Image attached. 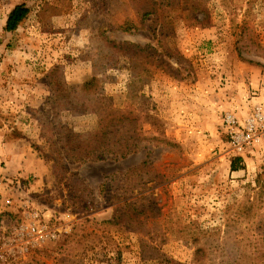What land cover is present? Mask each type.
I'll return each instance as SVG.
<instances>
[{
  "label": "rangeland",
  "instance_id": "rangeland-1",
  "mask_svg": "<svg viewBox=\"0 0 264 264\" xmlns=\"http://www.w3.org/2000/svg\"><path fill=\"white\" fill-rule=\"evenodd\" d=\"M257 105L264 0H0V264H233L264 249V138L238 154L224 122ZM98 139L136 150L76 160Z\"/></svg>",
  "mask_w": 264,
  "mask_h": 264
},
{
  "label": "trees",
  "instance_id": "trees-1",
  "mask_svg": "<svg viewBox=\"0 0 264 264\" xmlns=\"http://www.w3.org/2000/svg\"><path fill=\"white\" fill-rule=\"evenodd\" d=\"M29 12H30V7L26 3L17 4L16 6H14L13 9L7 15L4 29L9 32L15 31L19 27L21 22L25 18H27ZM151 12H152L151 10L147 11L146 13H144L143 17ZM122 28H125V30H127L128 27H122ZM105 135L107 136L106 132ZM129 146H130L129 144H126L125 147H121L119 151L118 150L115 151V148L117 146L115 145L110 146L107 143L100 142L98 139L96 143H93L88 146H84V148H82L83 152L82 153L80 152L76 155L77 157L76 160L85 161V160H89L92 156L95 157L94 159L104 160L106 159L109 153L112 154V158L115 159L126 158L129 154H131L134 150H136V147L135 149H130ZM242 159L243 158L240 155L234 157V159L231 162V169L233 171L242 168V166L239 165L241 162H243ZM245 250L246 253L243 255V258L240 257L241 259L240 258L238 259L237 257H235L233 264H264V259H263L264 249L262 247L257 246L254 249H250V248L247 249V247H245Z\"/></svg>",
  "mask_w": 264,
  "mask_h": 264
},
{
  "label": "built area",
  "instance_id": "built-area-1",
  "mask_svg": "<svg viewBox=\"0 0 264 264\" xmlns=\"http://www.w3.org/2000/svg\"><path fill=\"white\" fill-rule=\"evenodd\" d=\"M226 130L229 134V142L236 153H242L261 138H264V108L257 105L248 117L241 123L238 118L228 113L224 119ZM10 202V200H8ZM30 232L36 237H55L56 233L49 231L36 224L31 225ZM23 233V232H21ZM41 235V236H40Z\"/></svg>",
  "mask_w": 264,
  "mask_h": 264
}]
</instances>
